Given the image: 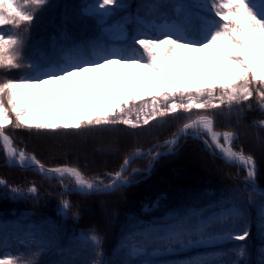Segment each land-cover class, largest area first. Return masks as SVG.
<instances>
[{
    "label": "snow or ice",
    "instance_id": "obj_1",
    "mask_svg": "<svg viewBox=\"0 0 264 264\" xmlns=\"http://www.w3.org/2000/svg\"><path fill=\"white\" fill-rule=\"evenodd\" d=\"M46 3L47 0H0V27L11 25L13 29V34L0 31V69L27 70L19 78H0V147L9 163L70 177L73 190L85 194L126 187L134 183L131 176L124 175L132 157H126L114 174H106L109 183L105 184L104 178H87L77 167L46 168L35 155L17 149L4 129L14 125L49 131L81 130L118 123L138 128L180 111L191 114L195 109L201 114L189 119L159 146H166L171 153L181 135L200 137L203 133L211 141L210 147L218 149L227 162L239 163L246 170V180L253 191H258L254 157L245 155L243 149L234 150L235 133L217 131L214 117L207 113L224 106L231 109L254 95L264 109V0H179L171 13L162 10L166 5L161 0H149L143 6V15L138 11L112 24L104 18L112 15L115 7L124 5L117 0H96L86 7V14L106 25L104 33L112 43L98 38L54 45L51 52L38 51L28 59L18 30L31 25L35 13ZM204 12L214 13V17ZM130 23L135 25L131 36L127 30ZM148 154L157 159L167 153L149 150ZM150 168L151 165L146 171ZM137 171L133 169L132 175ZM5 183L0 180V185ZM11 191L19 194L21 189ZM27 191L35 194L38 189L32 185ZM259 194L264 196V192ZM61 203L62 211L71 207L68 200ZM209 207L214 210L173 212L167 220L129 231L117 250L124 258L116 264H168L157 257L172 252L175 245L182 246L193 235L213 238L215 225L226 224L239 215L235 207L219 211V202ZM261 216L264 219V206ZM248 235L247 231L235 236L227 233L229 239L240 241ZM87 239L94 246L100 243L95 233ZM37 240L34 233L25 234L24 242L37 245L34 255H39L43 247ZM237 255L243 258L244 249H238ZM20 259L8 254L0 258V264H17ZM185 264L207 262L190 260Z\"/></svg>",
    "mask_w": 264,
    "mask_h": 264
},
{
    "label": "trees",
    "instance_id": "obj_2",
    "mask_svg": "<svg viewBox=\"0 0 264 264\" xmlns=\"http://www.w3.org/2000/svg\"><path fill=\"white\" fill-rule=\"evenodd\" d=\"M96 0H47L36 13L31 25H23L18 34L24 40V54L32 59L45 44L67 39L74 43H85L94 37L103 38L106 25L98 17L86 14V7ZM124 7H115L112 15L104 18L107 24L122 17L144 13V5L149 0H117ZM166 5L162 10H172L179 0H161ZM192 3L193 0H184ZM213 17H214V13ZM209 15V14H207ZM63 17V19H61ZM135 28L134 24H128ZM0 31L13 34L11 25L0 27ZM133 32H129V35ZM68 35L59 40L58 35ZM58 46V45H57ZM27 74L25 68L0 69V78H19ZM201 114L193 109L191 114L180 111L150 122L149 125L132 128L118 123L113 126H98L81 130H37L7 126L4 131L13 138L14 145L33 153L47 166L68 165L77 167L87 178L115 173L123 160L137 149H146L153 143L169 138L189 119ZM214 117L215 129L235 133L234 149L252 155L257 167L256 180L264 186V109L259 106L254 95L248 101L210 110ZM57 141L51 151L48 141ZM111 143L113 148L105 150L103 145ZM74 144L83 153L66 152L60 149ZM194 153L212 165L210 172H200V176L188 178L179 176V159ZM4 154L0 147V179L6 183L0 186V258L10 254L22 257L17 264L31 260L33 264H94L102 259L103 264H116L124 257L117 254L124 236L140 225L167 220L171 213L188 209H199L204 213L214 210L219 202V211L235 207L239 215L233 216L226 224L215 225L213 238L201 239L193 235L186 242L175 245L173 251L157 257L168 264H185L190 260H202L207 264H264V219L261 212L264 196L253 191L244 181L245 171L236 164H228L222 158L209 152L203 143L191 135H183L177 148L154 160L149 174L145 168L149 158L136 157L131 160L128 172L130 185L117 187L107 192L81 195L61 192V184L55 178L41 176L34 171L19 170L4 164ZM215 167V168H214ZM133 169L138 170L132 175ZM65 181V180H63ZM35 185L37 195L25 193L27 186ZM19 188L14 194L11 189ZM68 200L71 207L63 215L62 201ZM27 212V216H21ZM13 220H27L33 225L28 229L16 225ZM247 231L245 240L229 239ZM34 233L43 247L24 242L26 233ZM95 233L100 240L94 246L87 239ZM208 242H220L206 246ZM243 248L245 256L237 255Z\"/></svg>",
    "mask_w": 264,
    "mask_h": 264
},
{
    "label": "rangeland",
    "instance_id": "obj_3",
    "mask_svg": "<svg viewBox=\"0 0 264 264\" xmlns=\"http://www.w3.org/2000/svg\"><path fill=\"white\" fill-rule=\"evenodd\" d=\"M196 11H199L198 9L196 10ZM170 13H171V11H170ZM61 19H63V17H61ZM128 28V27H127ZM128 30V29H127ZM67 36V38H68V35H66V34H62V35H58V39L59 40H61V39H64L65 37ZM96 40V39H95ZM102 40H104V42H105V40H107V42L110 44L112 41L109 39V37L106 35V37H105V39H102ZM72 41H73V39H72ZM63 43V42H62ZM221 142H223V141H221ZM48 145H51V147L50 146H48V148L51 150V151H53V152H55L54 150H53V147L54 146H57V141H55V140H50V142L48 141V143H47ZM17 147V146H16ZM103 147H104V149L105 150H110L111 148H113V146H112V144L110 143H107V144H105V145H103ZM18 148V147H17ZM18 149H24L23 147H20V148H18ZM236 150H238V151H240L241 149H236ZM24 151H26L27 152V154L28 155H32L33 153H31V152H29L28 150H25L24 149ZM77 152V153H85V152H87V150H83V149H80L79 147H77V146H75L74 144H70V145H66V146H64L63 148H61L60 149V152L62 153H66V152ZM213 152L217 155L218 154V152L216 151V150H213ZM218 156V155H217ZM179 165L177 166V170H178V173H179V176H182V177H185V178H188V177H190V176H193L194 178H197L198 176H200V172H210V170H211V168H212V165L211 164H209L207 161H205L202 157H201V155H199V154H196V153H194V151H192L191 153H188V154H186V156L185 157H181V159H179ZM215 168V167H214ZM263 169H264V167H263ZM264 171V170H263ZM127 176H129V175H127ZM106 181H108V179H106ZM64 183V185H66V186H68L67 184H68V181L66 180V181H64L63 182ZM32 186V184L31 185H29V186H27V188H26V190H25V193H27V194H30L28 191H27V189L29 188V187H31ZM30 195H37V193H35V194H30ZM61 208H62V206H61ZM65 212L66 211H63V215L65 214ZM28 214H27V212H23L22 214H21V216H27ZM11 222H14L16 225H19V226H22V228L23 229H28V228H30V227H32V226H35V224L33 225V223H31V222H29V221H27V220H24L23 222H19V221H17V220H13V221H11ZM1 224V223H0ZM210 245H212L213 243H209Z\"/></svg>",
    "mask_w": 264,
    "mask_h": 264
},
{
    "label": "water",
    "instance_id": "obj_4",
    "mask_svg": "<svg viewBox=\"0 0 264 264\" xmlns=\"http://www.w3.org/2000/svg\"><path fill=\"white\" fill-rule=\"evenodd\" d=\"M168 149V148H167ZM135 156V154H132V155H130L129 157H134ZM222 156V155H221ZM223 157V156H222ZM16 166H18L20 169H27V168H32L31 166H21L20 164H18V163H14ZM46 167V166H45ZM46 168H48V169H52L51 167H46ZM246 182L253 188V186H252V184L250 183V182H248L247 180H246ZM254 184H255V186H256V188H257V190L259 191V192H264V187H261V186H259L258 184H257V182H256V180H254ZM94 192H96V191H94Z\"/></svg>",
    "mask_w": 264,
    "mask_h": 264
},
{
    "label": "bare ground",
    "instance_id": "obj_5",
    "mask_svg": "<svg viewBox=\"0 0 264 264\" xmlns=\"http://www.w3.org/2000/svg\"><path fill=\"white\" fill-rule=\"evenodd\" d=\"M18 159V158H17Z\"/></svg>",
    "mask_w": 264,
    "mask_h": 264
}]
</instances>
